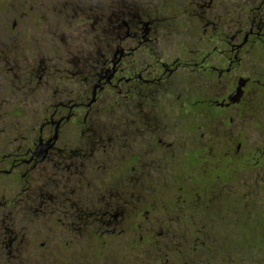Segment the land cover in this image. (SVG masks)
Masks as SVG:
<instances>
[{"label":"flooded vegetation","instance_id":"af4514ba","mask_svg":"<svg viewBox=\"0 0 264 264\" xmlns=\"http://www.w3.org/2000/svg\"><path fill=\"white\" fill-rule=\"evenodd\" d=\"M0 264H264V0H0Z\"/></svg>","mask_w":264,"mask_h":264}]
</instances>
